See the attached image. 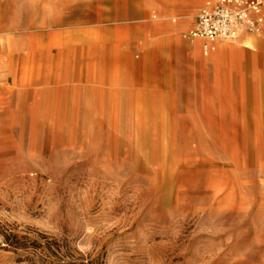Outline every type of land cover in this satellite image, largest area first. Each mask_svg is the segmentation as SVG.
Returning a JSON list of instances; mask_svg holds the SVG:
<instances>
[{
  "label": "rangeland",
  "instance_id": "obj_1",
  "mask_svg": "<svg viewBox=\"0 0 264 264\" xmlns=\"http://www.w3.org/2000/svg\"><path fill=\"white\" fill-rule=\"evenodd\" d=\"M203 1L0 0V264H264V32Z\"/></svg>",
  "mask_w": 264,
  "mask_h": 264
},
{
  "label": "built area",
  "instance_id": "obj_2",
  "mask_svg": "<svg viewBox=\"0 0 264 264\" xmlns=\"http://www.w3.org/2000/svg\"><path fill=\"white\" fill-rule=\"evenodd\" d=\"M262 32L264 0H204L187 35L202 39L210 50L216 41Z\"/></svg>",
  "mask_w": 264,
  "mask_h": 264
},
{
  "label": "bare ground",
  "instance_id": "obj_3",
  "mask_svg": "<svg viewBox=\"0 0 264 264\" xmlns=\"http://www.w3.org/2000/svg\"><path fill=\"white\" fill-rule=\"evenodd\" d=\"M128 12L127 7L123 1H119L118 4H116V10L112 13H106L104 12V17L108 20L112 21H122L127 18ZM185 26V21H181L175 26H171V30H180ZM236 40L229 41V40H221L216 41L214 44H211L212 47L210 50L208 49V46L205 45V42L202 39H196L193 42V45L188 42H184L183 46L187 50H193L195 54L199 53L200 50H203V53L208 55L209 53H212L213 51H216V55H224L232 51V49L229 47V43L235 42ZM248 45H250V42H247Z\"/></svg>",
  "mask_w": 264,
  "mask_h": 264
},
{
  "label": "crops",
  "instance_id": "obj_4",
  "mask_svg": "<svg viewBox=\"0 0 264 264\" xmlns=\"http://www.w3.org/2000/svg\"><path fill=\"white\" fill-rule=\"evenodd\" d=\"M193 23V22H192ZM192 25V24H191ZM191 25H190V27H191Z\"/></svg>",
  "mask_w": 264,
  "mask_h": 264
}]
</instances>
